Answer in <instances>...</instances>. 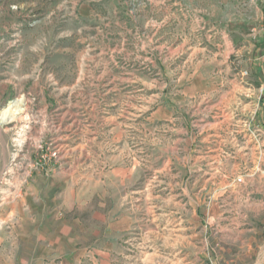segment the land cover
Returning a JSON list of instances; mask_svg holds the SVG:
<instances>
[{
  "label": "rangeland",
  "instance_id": "1",
  "mask_svg": "<svg viewBox=\"0 0 264 264\" xmlns=\"http://www.w3.org/2000/svg\"><path fill=\"white\" fill-rule=\"evenodd\" d=\"M263 17L264 0H0V264H228L201 141L209 101L264 81ZM222 172L243 187L264 159ZM243 192L237 230L264 254V189ZM45 221L76 255L29 259Z\"/></svg>",
  "mask_w": 264,
  "mask_h": 264
},
{
  "label": "crops",
  "instance_id": "2",
  "mask_svg": "<svg viewBox=\"0 0 264 264\" xmlns=\"http://www.w3.org/2000/svg\"><path fill=\"white\" fill-rule=\"evenodd\" d=\"M254 30H256L258 37L257 39L253 38V40L263 44L264 47L262 18L259 27ZM254 80L260 84L259 87L255 86ZM232 83L230 98L221 97L218 100L209 101L211 103L208 105L210 122L205 124L206 135L201 142L205 143L203 148L206 149L205 155L202 156L208 167L206 175L208 179L214 182L220 180V184L214 192L211 209L207 211V221L213 223L216 229L227 233L216 238L217 241L213 242H219V249L230 260L228 264H237L243 256L259 260L264 258L263 252L257 253L254 249L256 239L243 236L244 231H238L239 226L236 224L239 219L240 205L245 200L243 191L247 186L252 190L264 189V173L250 172L247 183L241 187L240 183L236 182L232 185L225 184L223 180L226 176L222 171L226 164H232L233 168L239 169L240 166L248 163L255 164L256 161L264 159V133L262 132L264 126L259 124L246 126L240 122L239 115L235 113L240 108V110H250L252 107H256L261 85L264 84V81L243 77L234 79ZM233 105L236 107L232 108ZM231 130L235 131L237 135L225 137L222 134L224 131ZM233 179L235 181V178ZM196 213L197 210L195 209ZM42 227L43 231L39 232L37 225H31L28 230L23 231L21 236L24 238L20 236V241L34 246L28 250L29 259H38L39 250L45 254L44 256L52 255L53 257L65 258L66 255L62 254H65L66 251L60 247L61 243H67L70 246L69 255H76L77 252L73 253L75 249L72 250L71 247V245L76 246L74 239L72 240L71 234L65 231L64 224L53 227L49 221H45ZM38 245H40L39 249ZM92 253H96V251ZM92 253L88 251L86 254Z\"/></svg>",
  "mask_w": 264,
  "mask_h": 264
},
{
  "label": "built area",
  "instance_id": "3",
  "mask_svg": "<svg viewBox=\"0 0 264 264\" xmlns=\"http://www.w3.org/2000/svg\"><path fill=\"white\" fill-rule=\"evenodd\" d=\"M262 31L264 32V17L262 19ZM236 182L237 183H241L242 182V179L239 177V178L236 179Z\"/></svg>",
  "mask_w": 264,
  "mask_h": 264
},
{
  "label": "bare ground",
  "instance_id": "4",
  "mask_svg": "<svg viewBox=\"0 0 264 264\" xmlns=\"http://www.w3.org/2000/svg\"><path fill=\"white\" fill-rule=\"evenodd\" d=\"M7 113V112H6ZM6 113L3 114V119H5V117L7 116Z\"/></svg>",
  "mask_w": 264,
  "mask_h": 264
}]
</instances>
